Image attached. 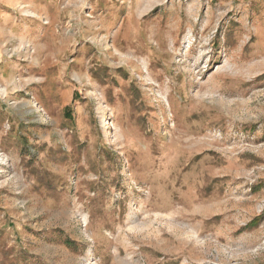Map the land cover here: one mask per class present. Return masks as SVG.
I'll use <instances>...</instances> for the list:
<instances>
[{
	"label": "rangeland",
	"instance_id": "374dc122",
	"mask_svg": "<svg viewBox=\"0 0 264 264\" xmlns=\"http://www.w3.org/2000/svg\"><path fill=\"white\" fill-rule=\"evenodd\" d=\"M0 264H264V0H0Z\"/></svg>",
	"mask_w": 264,
	"mask_h": 264
}]
</instances>
